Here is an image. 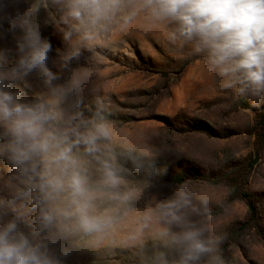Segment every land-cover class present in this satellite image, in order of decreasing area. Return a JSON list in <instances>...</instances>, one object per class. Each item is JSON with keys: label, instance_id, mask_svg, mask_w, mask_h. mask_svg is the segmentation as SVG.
<instances>
[{"label": "clouds", "instance_id": "clouds-1", "mask_svg": "<svg viewBox=\"0 0 264 264\" xmlns=\"http://www.w3.org/2000/svg\"><path fill=\"white\" fill-rule=\"evenodd\" d=\"M49 4L60 12L67 49L57 71L48 66L52 44L38 22ZM139 21L168 29L169 41L202 54L221 88L252 97L255 106L264 101V0H0V40L12 36L19 54L10 67L0 63V164L8 168L0 172V192L8 191L10 203L29 200L37 209L30 233L19 214L6 219L0 203V264H66L82 240L112 236L134 211L124 242L139 243L148 231L177 253L170 262L161 252L154 264H199L214 251L185 193L154 208H132L139 189L125 187L113 151L118 133L104 105L97 100L91 116L80 108L97 87L95 67L79 61L85 53L102 58L111 37ZM9 52L0 49V59ZM34 72L43 86L33 99L10 90L20 82L31 91L27 77ZM69 97L75 99L66 107Z\"/></svg>", "mask_w": 264, "mask_h": 264}, {"label": "rangeland", "instance_id": "rangeland-1", "mask_svg": "<svg viewBox=\"0 0 264 264\" xmlns=\"http://www.w3.org/2000/svg\"><path fill=\"white\" fill-rule=\"evenodd\" d=\"M38 22L42 38L52 44L48 66L57 71L60 53L67 50L59 31L60 12L51 4L41 7ZM167 31L163 27L148 29L139 21L127 31L115 33L102 58L89 60L85 53L79 66L95 67L97 92L86 93L80 108L91 116L97 100L104 105L118 133L113 151L123 170L125 187L139 189V196L132 202L134 210L154 208L183 192L191 203L188 211L195 208L192 219L214 243V251L202 257L199 264H216V257L223 264H264V101L255 106L252 97H240L232 89L221 88L220 79L208 74L203 55L195 53L190 45L172 43ZM0 49H11L0 63L14 65L19 55L16 40L6 36L0 40ZM27 79L31 91L20 82L9 88L22 90L31 100L43 80L38 72ZM74 99L69 97L66 107ZM242 99L252 108H246ZM136 160L148 165L168 161L175 171L207 174L209 181L192 179L182 185L150 188L129 169ZM7 171L0 164V172ZM233 185L255 197V226L242 229L249 219V209L233 193ZM0 203L8 213L6 219L19 214L25 231L35 230L37 209L29 200L10 203L5 190L0 192ZM135 214L132 212L112 236L98 243L82 240L66 264H154L161 252L170 262L176 259L177 253L148 231L139 243L122 240L134 228Z\"/></svg>", "mask_w": 264, "mask_h": 264}, {"label": "trees", "instance_id": "trees-1", "mask_svg": "<svg viewBox=\"0 0 264 264\" xmlns=\"http://www.w3.org/2000/svg\"><path fill=\"white\" fill-rule=\"evenodd\" d=\"M242 104L251 109L252 106L246 102V100H241ZM262 119L264 120V112L262 114ZM162 165H148L140 163L138 160L130 163L129 169L133 173L134 177L145 186L150 188H157L160 186H177L187 183L189 180H203L209 181V175L203 173H196L191 171H175L172 165L168 162H161ZM139 165V166H137ZM233 193L235 192L240 198H242L249 209V219L246 224L243 225L242 229L249 226H255L258 220V212L255 203V197L248 191L239 189L237 185H233Z\"/></svg>", "mask_w": 264, "mask_h": 264}]
</instances>
